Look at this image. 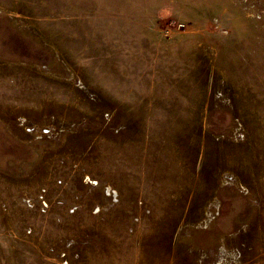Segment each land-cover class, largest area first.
<instances>
[{"label":"rangeland","instance_id":"obj_1","mask_svg":"<svg viewBox=\"0 0 264 264\" xmlns=\"http://www.w3.org/2000/svg\"><path fill=\"white\" fill-rule=\"evenodd\" d=\"M0 264H264V0H0Z\"/></svg>","mask_w":264,"mask_h":264}]
</instances>
